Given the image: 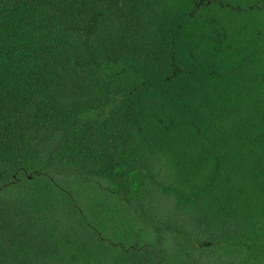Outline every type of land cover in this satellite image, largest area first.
I'll return each instance as SVG.
<instances>
[{"label":"trees","instance_id":"16d2710c","mask_svg":"<svg viewBox=\"0 0 264 264\" xmlns=\"http://www.w3.org/2000/svg\"><path fill=\"white\" fill-rule=\"evenodd\" d=\"M0 264H264V0H0Z\"/></svg>","mask_w":264,"mask_h":264}]
</instances>
